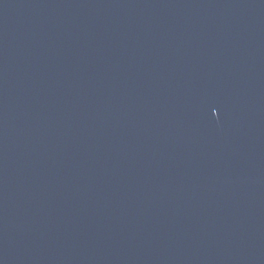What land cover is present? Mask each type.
<instances>
[{"label": "water", "instance_id": "water-1", "mask_svg": "<svg viewBox=\"0 0 264 264\" xmlns=\"http://www.w3.org/2000/svg\"><path fill=\"white\" fill-rule=\"evenodd\" d=\"M0 264H264V0H0Z\"/></svg>", "mask_w": 264, "mask_h": 264}]
</instances>
